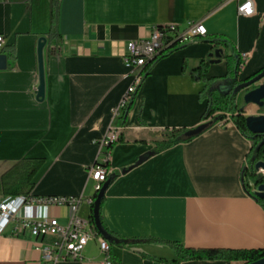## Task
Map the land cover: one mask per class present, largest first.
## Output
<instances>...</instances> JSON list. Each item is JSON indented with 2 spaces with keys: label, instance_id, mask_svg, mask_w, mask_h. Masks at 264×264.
Listing matches in <instances>:
<instances>
[{
  "label": "crops",
  "instance_id": "crops-1",
  "mask_svg": "<svg viewBox=\"0 0 264 264\" xmlns=\"http://www.w3.org/2000/svg\"><path fill=\"white\" fill-rule=\"evenodd\" d=\"M253 3L254 14L244 17L236 0L0 2L4 38L0 55L6 56L1 53L4 48L16 52L15 63L7 58V68L0 71V179L20 161L43 160L33 180L34 196L94 199L90 169L99 157L96 141L116 127L121 135L110 150L107 182L111 183L102 206L103 221L116 237L193 249H264V208L255 194L264 185V171H255L252 142L229 118L191 142L149 156L166 134L204 124L205 85L195 81L191 71L211 53L207 40L222 37L241 59L248 56L239 81L264 68V0ZM188 22H202L206 38L176 45L153 65L120 127L118 110L135 77L124 60L128 43L149 38L156 27L184 29ZM51 32L56 35L50 39ZM41 37L48 39L46 97L38 102ZM219 50L222 54L210 65L208 80L226 77L224 50ZM255 108H249L248 114H254ZM68 213L66 207L58 210L61 223H66ZM91 213L88 203L79 210L84 219H90ZM36 245L38 240L29 234L17 236L8 228L0 236V264H39L42 253ZM110 255L112 264L177 260L174 250L163 243L111 245ZM104 260L94 239L81 260L59 264H103Z\"/></svg>",
  "mask_w": 264,
  "mask_h": 264
},
{
  "label": "built area",
  "instance_id": "built-area-1",
  "mask_svg": "<svg viewBox=\"0 0 264 264\" xmlns=\"http://www.w3.org/2000/svg\"><path fill=\"white\" fill-rule=\"evenodd\" d=\"M11 0H0L9 2ZM239 2L238 13L244 17L254 14L253 0H236ZM207 30L202 22H188L184 29L169 25L156 27L147 39L129 42L124 57L126 65L135 73L134 82L122 100L120 109L127 106L140 88L143 70L157 57L178 44H189L206 38ZM4 38L0 36V48ZM248 56H242V63ZM242 65V66H243ZM119 111V110H118ZM121 130L111 127L105 137L96 141L99 146V157L90 169V178L95 182L97 195L107 182L111 170V147L118 143ZM84 203L94 204V199L63 197L28 196L3 198L0 202V236L8 228L14 235L29 234L38 240L36 249L42 253L39 264H59L65 261L81 260L82 254L91 240L97 239L100 250L105 255L103 264H112L110 245L97 232L90 219L79 216ZM66 207L69 211L66 223H61L58 210ZM49 239L48 242H45ZM40 240V241H39Z\"/></svg>",
  "mask_w": 264,
  "mask_h": 264
},
{
  "label": "trees",
  "instance_id": "trees-1",
  "mask_svg": "<svg viewBox=\"0 0 264 264\" xmlns=\"http://www.w3.org/2000/svg\"><path fill=\"white\" fill-rule=\"evenodd\" d=\"M53 24L56 25V19L53 20ZM55 35L56 33L51 32L50 39ZM206 42L211 44L213 47L211 53L206 59L202 60L194 70L191 71L195 81L204 83L205 85V89L201 94V100L207 101V109L202 119L204 124L193 129L174 130L166 134V140L158 144L149 156L166 151L178 144L191 142L197 137L204 134L210 128L216 126L226 118H229V120L234 124L238 131L252 142V152L256 156L255 163L264 161V135H253L249 132L246 125V117L243 115V112H241V108H243L245 104H243L242 107H240L239 104V95L241 93H244L246 95L248 92L256 89L257 87L253 86L248 90L239 92L238 94L234 93L235 89L238 86L252 80L256 76L261 74L264 71V68L253 76L245 79L244 81H239V74L241 72L243 63L241 56L237 53L235 47L229 44L230 42L222 37L211 38ZM221 48L224 50V54L222 55L221 59H223L227 63L226 77L222 79L208 80L206 78L208 69L210 65L216 63L217 60L215 57V52L216 50H219ZM174 50L175 46L170 50L162 53L153 62L146 66V68L143 70L144 77L147 76L150 69L160 58H163L165 55H169ZM1 53L7 56L9 61L12 62V65L15 63L16 52L14 48H4L1 50ZM130 107L131 102L127 106L119 109L118 120L120 122V127H124L126 117L130 111ZM261 112L264 113V110H261ZM209 119L210 121L208 122ZM141 162L142 160H139L136 165L140 164ZM43 164V160H23L16 163L14 167L10 171L5 173L0 179V197H20L28 196L33 193V180ZM251 164L254 167V163ZM95 199L96 195L94 197V201ZM104 201L105 197L102 199L100 207V220L104 230L112 237V240L108 242L110 246H129L138 243H163L171 247L177 255V260L175 261L157 259V261L168 264H180L182 262L189 261H228L241 264H251L264 258V249L250 251L193 249L187 248L179 243L160 242L158 240L152 239L132 241L122 240L121 238L116 237L107 228L106 224L103 221L102 206ZM258 201L264 208V200L258 199ZM90 222L94 224L93 210L91 213Z\"/></svg>",
  "mask_w": 264,
  "mask_h": 264
},
{
  "label": "water",
  "instance_id": "water-1",
  "mask_svg": "<svg viewBox=\"0 0 264 264\" xmlns=\"http://www.w3.org/2000/svg\"><path fill=\"white\" fill-rule=\"evenodd\" d=\"M48 39L46 37H41L38 40L37 44V58H38V76H39V85L36 90V100L38 102H43L46 97V72H45V57L44 52L47 46ZM222 54L221 50H216L215 57L220 58ZM7 68V57L0 55V71L5 70ZM257 87L254 90L248 92L244 97L245 106L241 108V112L245 116L246 108L249 106H255L259 110H264V71L253 78L252 80L245 82L238 86L234 93L238 94L239 92L250 89L251 87ZM246 125L249 132L253 135H264V115L255 116L249 115L246 116ZM151 154V153H150ZM256 157V156H255ZM252 163H254V169L256 172L264 171V161L256 162L255 158ZM142 160V159H140ZM111 181L106 182L101 191L96 195V199L93 204V220L94 226L100 234V236L110 242L112 237L104 230L101 220H100V207L102 203V199L105 197L106 191L110 185ZM255 194L258 198L264 200V185H261L255 191ZM251 264H264V258L261 260L251 263Z\"/></svg>",
  "mask_w": 264,
  "mask_h": 264
},
{
  "label": "rangeland",
  "instance_id": "rangeland-1",
  "mask_svg": "<svg viewBox=\"0 0 264 264\" xmlns=\"http://www.w3.org/2000/svg\"><path fill=\"white\" fill-rule=\"evenodd\" d=\"M239 96H240L239 104H240V107H242L243 104H244L243 101H244L245 94H244V93H241ZM252 115L260 116V115H264V113H262L261 110H259V109L256 107V108H255V112H254V114H252ZM246 116H249V114H247V112L245 111V117H246ZM254 157H255V155H254V153H253L251 159L253 160Z\"/></svg>",
  "mask_w": 264,
  "mask_h": 264
},
{
  "label": "bare ground",
  "instance_id": "bare-ground-1",
  "mask_svg": "<svg viewBox=\"0 0 264 264\" xmlns=\"http://www.w3.org/2000/svg\"><path fill=\"white\" fill-rule=\"evenodd\" d=\"M252 107H255V106H249V107L246 108V112H247V114H248V109H249V108H252Z\"/></svg>",
  "mask_w": 264,
  "mask_h": 264
}]
</instances>
